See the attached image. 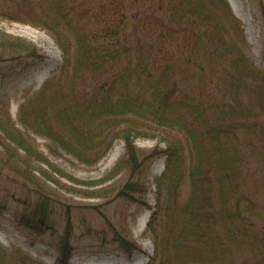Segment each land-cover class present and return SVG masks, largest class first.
<instances>
[{
  "label": "trees",
  "instance_id": "obj_1",
  "mask_svg": "<svg viewBox=\"0 0 264 264\" xmlns=\"http://www.w3.org/2000/svg\"><path fill=\"white\" fill-rule=\"evenodd\" d=\"M1 5L11 8H0L1 16L40 27L61 51L56 72L19 105L22 125L51 140V151L58 146L86 164L122 139L124 151L111 170L128 174L118 195L144 204L141 169L164 156L145 227L153 252L144 264H264V69L243 51L241 22L227 0H0ZM258 11L264 35L263 0ZM4 40L10 59L46 58L31 41ZM159 54L166 59L155 66ZM147 122L174 132L163 138L164 147L136 145ZM0 130V172L9 171L21 190L12 194L20 206L15 225L25 234L48 236L57 252L52 264H68L74 251L70 211L62 212L59 228V200L46 188L53 180L30 164L49 160L10 118L0 120ZM249 157L258 164L255 185L246 174ZM185 179L188 190L181 199ZM107 224L111 240L128 257L141 251L131 235ZM12 258L14 263L0 245V264H45L19 249Z\"/></svg>",
  "mask_w": 264,
  "mask_h": 264
},
{
  "label": "rangeland",
  "instance_id": "obj_2",
  "mask_svg": "<svg viewBox=\"0 0 264 264\" xmlns=\"http://www.w3.org/2000/svg\"><path fill=\"white\" fill-rule=\"evenodd\" d=\"M227 1L241 22L244 35V43L241 45L243 51L256 66L264 69V35L259 18V0ZM8 5H1L0 8L10 10ZM15 37H21L38 46L46 54L45 60L38 62L30 58H24L22 61L10 59V46L6 49L1 43L5 38L10 40ZM145 40L142 39L143 43ZM130 42L131 52L136 55V40ZM0 57H3L0 59V120L10 118L25 133L34 148L49 160L47 163L34 160L30 161V164L37 174L42 169L53 180H47L46 188L50 190L52 197L59 200L55 207L59 228L62 212L66 209L70 211L74 251L68 264H144L153 252V244L145 227L154 209V178L164 169V156L151 159L141 169L140 177L145 191L139 195L146 204L118 195L128 174L125 169L116 173L111 170L124 151L122 139L115 138L96 163L86 164L58 146L54 148L55 151H51V140L35 133L19 121V105L34 95L43 82L56 72L60 64L61 51L52 37L40 27L0 15ZM165 59L161 54L154 56L155 66H161ZM142 130L144 135L135 139L136 145L142 149H150L155 145L164 147L163 138L174 134L170 130L156 127L151 122L143 125ZM2 149L0 145V155L4 153ZM185 151L187 164L189 159L187 150ZM20 153L23 154V151ZM246 168V174L255 185L258 181L256 159L250 158ZM8 172L5 169L0 172V245L6 251L10 263H14L13 252L19 249L37 261L52 264L57 252L48 236L44 239L31 236L15 225L14 213L20 206L12 198V194L17 196L21 190L19 182ZM187 190L185 179L180 190L181 199L186 196ZM107 223L113 224L124 235H131L141 247V251L128 257L118 243L111 240L112 231Z\"/></svg>",
  "mask_w": 264,
  "mask_h": 264
}]
</instances>
